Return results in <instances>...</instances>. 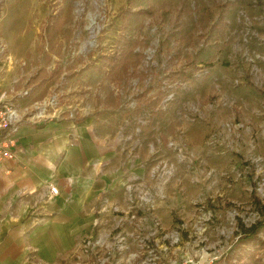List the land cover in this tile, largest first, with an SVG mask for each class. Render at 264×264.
<instances>
[{
    "label": "rangeland",
    "instance_id": "1",
    "mask_svg": "<svg viewBox=\"0 0 264 264\" xmlns=\"http://www.w3.org/2000/svg\"><path fill=\"white\" fill-rule=\"evenodd\" d=\"M14 53L28 96L12 104L56 93L48 111L87 118L132 199L97 223L132 236L97 226L55 264L86 239L104 264H264L233 248L264 204V0H0V66Z\"/></svg>",
    "mask_w": 264,
    "mask_h": 264
},
{
    "label": "crops",
    "instance_id": "2",
    "mask_svg": "<svg viewBox=\"0 0 264 264\" xmlns=\"http://www.w3.org/2000/svg\"><path fill=\"white\" fill-rule=\"evenodd\" d=\"M19 54L0 66L6 99L19 100L18 86L26 81ZM55 113L39 124L20 123L14 157L0 163V264H55L76 239L106 221L104 198L121 211L131 203L121 176L107 167L106 141L87 118ZM50 186L55 195H48Z\"/></svg>",
    "mask_w": 264,
    "mask_h": 264
},
{
    "label": "built area",
    "instance_id": "3",
    "mask_svg": "<svg viewBox=\"0 0 264 264\" xmlns=\"http://www.w3.org/2000/svg\"><path fill=\"white\" fill-rule=\"evenodd\" d=\"M28 96V90L23 89L18 93V97L24 98ZM58 105V96L56 93L50 95L48 98L40 100V101H33L23 108H18L16 105L12 104L11 99H6L5 95H0V163L6 159H11L14 157V147L16 145L15 140V132L17 131L18 125L20 123L26 122L30 124H39L42 121L50 119L53 116L55 109L51 112L48 110L50 108L56 107ZM69 116L72 117V113H69ZM58 192V189L55 186H50L48 190V195L52 196ZM106 199H103L102 209H105ZM101 210V208H100ZM130 218H135L134 214L130 215ZM144 216L137 218V223L134 225L133 228L135 230L140 229L141 220H144ZM127 222H124L126 224ZM105 224L98 226V238H106L115 236L122 241L127 236L128 238L132 236L129 235L128 232L118 231L116 233H112L111 231H106L104 229ZM121 226V223L119 224ZM154 226L158 227L159 223L156 221L154 222ZM133 230V232H134ZM135 230V231H136ZM91 237V236H90ZM165 238L171 239L172 241H177L179 239L178 235L167 233L163 234L162 239ZM146 247V251L149 254H153L155 251V247L157 245H141L140 247ZM227 247L224 251H221L220 254L224 253L228 250ZM122 249V247H120ZM102 250V246L99 240H90L86 239L83 241L81 246H78L74 250H72L69 255H72L73 258L76 259V264H104L106 261L105 258H101L98 254L99 251ZM217 257L213 256L211 258H207L204 262H199V264H213ZM153 259V258H152ZM221 259V258H220ZM224 260V258H222ZM191 262V259L188 260ZM218 264H223V262L219 261Z\"/></svg>",
    "mask_w": 264,
    "mask_h": 264
},
{
    "label": "trees",
    "instance_id": "4",
    "mask_svg": "<svg viewBox=\"0 0 264 264\" xmlns=\"http://www.w3.org/2000/svg\"><path fill=\"white\" fill-rule=\"evenodd\" d=\"M128 12V14H135L137 11H126ZM114 56H111V61L114 60ZM255 200V205L256 207H258V209L260 208V212L262 214V219L251 224L249 227H245L244 225H242V223H240L239 225V231L240 233L237 236V240L235 241L233 248H240L241 245L243 244H247L250 242H253L259 246H261L262 248H264V241L263 239L258 235L259 231L264 228V204L261 205L260 201L254 197ZM231 264V263H230Z\"/></svg>",
    "mask_w": 264,
    "mask_h": 264
},
{
    "label": "bare ground",
    "instance_id": "5",
    "mask_svg": "<svg viewBox=\"0 0 264 264\" xmlns=\"http://www.w3.org/2000/svg\"><path fill=\"white\" fill-rule=\"evenodd\" d=\"M92 21V20H91Z\"/></svg>",
    "mask_w": 264,
    "mask_h": 264
}]
</instances>
